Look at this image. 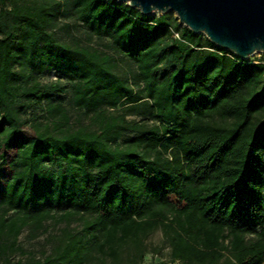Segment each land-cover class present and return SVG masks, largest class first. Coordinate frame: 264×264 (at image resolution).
Listing matches in <instances>:
<instances>
[{
  "label": "trees",
  "instance_id": "trees-1",
  "mask_svg": "<svg viewBox=\"0 0 264 264\" xmlns=\"http://www.w3.org/2000/svg\"><path fill=\"white\" fill-rule=\"evenodd\" d=\"M49 223L27 264L140 259L157 229L172 263L264 264V60L171 13L0 0V264Z\"/></svg>",
  "mask_w": 264,
  "mask_h": 264
},
{
  "label": "water",
  "instance_id": "water-1",
  "mask_svg": "<svg viewBox=\"0 0 264 264\" xmlns=\"http://www.w3.org/2000/svg\"><path fill=\"white\" fill-rule=\"evenodd\" d=\"M143 16L172 13L178 24L246 61L264 54V0H111Z\"/></svg>",
  "mask_w": 264,
  "mask_h": 264
},
{
  "label": "rangeland",
  "instance_id": "rangeland-1",
  "mask_svg": "<svg viewBox=\"0 0 264 264\" xmlns=\"http://www.w3.org/2000/svg\"><path fill=\"white\" fill-rule=\"evenodd\" d=\"M172 14V13H171ZM162 14H153L149 17L155 18ZM174 16V14H172ZM175 18V16H174ZM176 19V18H175ZM177 20V19H176ZM178 23V21H177ZM180 27H183L179 25ZM77 36H82V31H80ZM264 60V54H255L254 56L248 58L246 61L251 63H256ZM43 82L46 79L42 80ZM128 119H132L129 117ZM86 122H84L85 124ZM50 224V229L46 234L40 235L36 239H28L27 233L24 231L18 237V243L25 252L24 255L16 254L11 258L12 264H27L28 258L33 256L36 259L41 257L43 251L48 252L50 246L47 243V238L50 235H55L59 229L64 227V224L52 225ZM73 226V225H72ZM121 264H177L169 261L168 248L163 242L162 235L159 229L153 231L144 241H143V255L138 259L133 250L125 251Z\"/></svg>",
  "mask_w": 264,
  "mask_h": 264
},
{
  "label": "built area",
  "instance_id": "built-area-1",
  "mask_svg": "<svg viewBox=\"0 0 264 264\" xmlns=\"http://www.w3.org/2000/svg\"><path fill=\"white\" fill-rule=\"evenodd\" d=\"M175 36H176V35H175ZM50 79H51V80H56V78L54 77V75H52Z\"/></svg>",
  "mask_w": 264,
  "mask_h": 264
}]
</instances>
